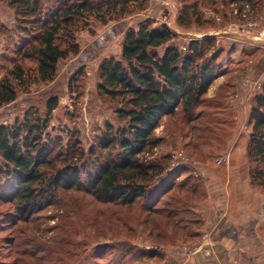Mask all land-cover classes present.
Returning a JSON list of instances; mask_svg holds the SVG:
<instances>
[{
  "label": "trees",
  "instance_id": "obj_1",
  "mask_svg": "<svg viewBox=\"0 0 264 264\" xmlns=\"http://www.w3.org/2000/svg\"><path fill=\"white\" fill-rule=\"evenodd\" d=\"M225 2L237 5L242 16L259 15L264 9V0ZM0 3L13 15L17 39L13 56L6 58L11 67L0 79V109L15 102L18 93L30 86L53 82L60 61L79 55L75 41L79 25H107L144 12L150 5L149 0ZM183 3L178 23L187 29L200 18L196 2ZM10 31L1 29L0 35ZM175 37L167 25L152 27V21H145L126 33L119 58L102 60L97 90L116 104L121 126L107 123L88 152L76 136L66 145L61 137L51 136L49 127L60 104L58 96L47 100L44 115L31 109L12 124H0V203L11 206L10 223L39 215L60 191H79L114 207L141 205L149 217L159 216L162 225L170 222L168 234H157L160 240L171 237L175 242H190L197 237L198 222L189 216L194 215L192 205L204 195L203 187L190 176L181 181L182 175L175 174L174 179L163 180L165 167L152 157L161 144L157 130L162 121L180 111L191 115L206 102L222 50L216 37L205 36L191 41L183 51L171 44ZM25 61H33L35 68H26ZM251 119L247 144L251 184L264 192V91L255 98ZM169 211L172 217L166 216ZM148 256L159 258V254Z\"/></svg>",
  "mask_w": 264,
  "mask_h": 264
},
{
  "label": "rangeland",
  "instance_id": "obj_2",
  "mask_svg": "<svg viewBox=\"0 0 264 264\" xmlns=\"http://www.w3.org/2000/svg\"><path fill=\"white\" fill-rule=\"evenodd\" d=\"M49 1L52 4L54 0ZM149 1L146 11L125 19L107 25H79L75 32L79 55L60 61L53 82L19 92L15 102L0 109V124H12L31 109L44 115L47 100L58 96L60 104L49 127L51 136L61 137L64 145L76 136L88 152L107 123L121 126L116 119V104L97 90L100 63L106 58H119L126 33L152 21V27L167 25L176 34L171 44L183 51L191 41L205 36L216 37L222 50L217 78L204 105L188 116L178 112L163 120L157 130L161 144L152 158L164 165L163 180H172L176 174L182 175L181 181L190 176L197 182L209 154L217 156L227 150L240 134L248 136L249 142L251 110L256 96L264 91L263 14L242 16L237 5L225 0H186L189 4L196 2L200 18L186 29L178 23L183 0ZM0 17V28L11 30L9 35H0L2 79L11 67L6 58L13 56L17 39L13 15L2 3ZM13 31L14 37L10 35ZM236 51L240 53L234 58L232 53ZM159 52L162 54L163 49ZM24 66L34 69L36 65L25 61ZM179 154L186 161L178 159ZM12 214L11 206L0 203V264H163L166 249L188 243L175 242L171 237L158 239L157 234H168L172 225H162L159 216L149 217L141 205L114 207L79 191L58 192L53 203L29 221L10 223ZM167 215L174 214L171 211ZM189 218L196 220L195 215ZM149 253L159 254V258L151 259Z\"/></svg>",
  "mask_w": 264,
  "mask_h": 264
},
{
  "label": "crops",
  "instance_id": "obj_3",
  "mask_svg": "<svg viewBox=\"0 0 264 264\" xmlns=\"http://www.w3.org/2000/svg\"><path fill=\"white\" fill-rule=\"evenodd\" d=\"M247 143L240 134L202 165L195 183L204 195L192 205L197 237L166 249L163 264H264V192L251 184Z\"/></svg>",
  "mask_w": 264,
  "mask_h": 264
},
{
  "label": "built area",
  "instance_id": "obj_4",
  "mask_svg": "<svg viewBox=\"0 0 264 264\" xmlns=\"http://www.w3.org/2000/svg\"><path fill=\"white\" fill-rule=\"evenodd\" d=\"M178 159H181L182 161H186V158L183 156V154H179ZM209 264V263H205Z\"/></svg>",
  "mask_w": 264,
  "mask_h": 264
}]
</instances>
